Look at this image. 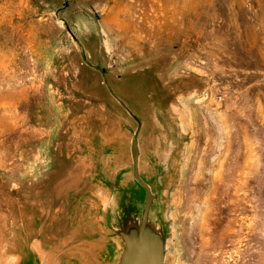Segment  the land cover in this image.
I'll return each mask as SVG.
<instances>
[{"label":"rangeland","instance_id":"rangeland-1","mask_svg":"<svg viewBox=\"0 0 264 264\" xmlns=\"http://www.w3.org/2000/svg\"><path fill=\"white\" fill-rule=\"evenodd\" d=\"M65 2L145 129L151 71L174 85L188 130L170 209L180 264H264V0ZM62 5L0 0V210L60 212L88 187L90 131L115 128L98 72L54 15Z\"/></svg>","mask_w":264,"mask_h":264},{"label":"water","instance_id":"water-1","mask_svg":"<svg viewBox=\"0 0 264 264\" xmlns=\"http://www.w3.org/2000/svg\"><path fill=\"white\" fill-rule=\"evenodd\" d=\"M65 1L54 15L82 62L98 72L115 128L109 135L100 128L90 131L84 142L88 187L60 212L41 213L31 204L0 210V264H180L170 209L188 130L174 85L151 68L131 73L151 71L156 85L146 90L151 126L145 129L144 120L113 89L110 74L88 58L61 16Z\"/></svg>","mask_w":264,"mask_h":264}]
</instances>
